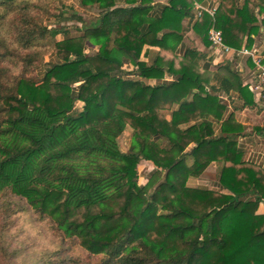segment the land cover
I'll return each mask as SVG.
<instances>
[{
    "label": "trees",
    "instance_id": "16d2710c",
    "mask_svg": "<svg viewBox=\"0 0 264 264\" xmlns=\"http://www.w3.org/2000/svg\"><path fill=\"white\" fill-rule=\"evenodd\" d=\"M193 1L76 0L95 12L62 6L48 27L37 3L0 0V264H264V170L242 160L229 120L217 135L210 120L224 112L218 93L245 104L249 93L228 65L205 75L199 52L176 59ZM73 21L78 35L60 25ZM213 25L227 46L252 48L264 0H219L192 27L205 45ZM140 161L153 167L143 184ZM213 163L219 190L188 186ZM18 214L46 227L53 250L3 242Z\"/></svg>",
    "mask_w": 264,
    "mask_h": 264
},
{
    "label": "crops",
    "instance_id": "0c3cea01",
    "mask_svg": "<svg viewBox=\"0 0 264 264\" xmlns=\"http://www.w3.org/2000/svg\"><path fill=\"white\" fill-rule=\"evenodd\" d=\"M73 1L71 6L76 11L90 15V13L84 12L78 8L76 0ZM155 3L165 5L167 0H155ZM193 4L216 10L219 5V0H203L202 2L194 0ZM196 20L197 18L194 17L193 8L190 12V17L185 19L182 23L183 40L175 52L176 59H181L186 50H194L203 55V58L197 64V71L200 74L208 75L218 68L228 65L233 73L238 76L241 86L246 87L249 93L246 95V99H248L250 103L245 104L242 95L236 91L218 93L217 98L219 103L225 107L224 112L220 120H210L213 124L215 135L220 133L222 124L229 120L227 130H238L236 135V147L242 152V160L264 170V109L259 104L258 93L253 90L255 83L252 63L250 60L243 57L221 55L212 50L210 45H205L193 31L192 27ZM252 48H256L259 53L262 52L264 50V38L261 36L256 37ZM143 60L146 61L145 58H143ZM172 80L173 78H171V76H165L161 82H169ZM150 83L155 84L158 82L152 80ZM205 88L208 90L207 86ZM163 115L167 120H170V112L164 111ZM143 162L146 166H151L149 162ZM219 176V169L217 165L213 163L204 170L200 177L189 179L187 184L192 188H205L217 191L219 190ZM257 214L264 215V204L259 205Z\"/></svg>",
    "mask_w": 264,
    "mask_h": 264
},
{
    "label": "rangeland",
    "instance_id": "374dc122",
    "mask_svg": "<svg viewBox=\"0 0 264 264\" xmlns=\"http://www.w3.org/2000/svg\"><path fill=\"white\" fill-rule=\"evenodd\" d=\"M33 3H37V5L41 6L40 11H38L39 16H41L42 24L48 27H56L58 26L56 22H54L53 15H57L60 7L68 8L72 5L73 0H30ZM74 2V1H73ZM47 13L44 15V11ZM94 9H90V14L94 13ZM86 20V19H85ZM88 20V19H87ZM86 20V21H87ZM60 25L66 27L67 30L72 32L73 34L78 35L79 32L75 29H80L81 24L75 21L61 23ZM61 37L58 36L56 40H60ZM43 45H47V42H42ZM41 44V45H42ZM86 52L90 55L95 51L94 45L90 42H86ZM44 55H43V63L39 65L37 68V73L39 77H41V71L43 68H46L47 63L51 60L52 50L50 47L43 46ZM82 105L80 103H76V109H79ZM130 130L127 128L123 134L119 138V147L122 151H126L129 145V137ZM146 162V161H145ZM150 167L146 166L143 161H140L137 166V172L139 176V183H145L146 175L152 171L153 167L150 163ZM189 185V184H188ZM5 244H9L12 248L15 249H24L27 253L31 252H39L42 250H53L54 244H56V239L52 237V235L47 231L46 227L43 224L34 222L29 215L26 214H18L14 218L13 225L9 228L5 237L2 239ZM79 252V251H78ZM77 250L74 251V254H80L83 256V260L85 259L84 253H78Z\"/></svg>",
    "mask_w": 264,
    "mask_h": 264
},
{
    "label": "built area",
    "instance_id": "2783aa9c",
    "mask_svg": "<svg viewBox=\"0 0 264 264\" xmlns=\"http://www.w3.org/2000/svg\"><path fill=\"white\" fill-rule=\"evenodd\" d=\"M215 11V9H207L198 4L194 5V17L197 19L200 18L203 13L208 14L210 17H214ZM208 41L211 49L221 55H234L250 60L254 73L255 84L253 90L258 93L259 104L264 109V65L258 50L256 48H230L224 43L221 31L216 29L214 25L208 31Z\"/></svg>",
    "mask_w": 264,
    "mask_h": 264
}]
</instances>
